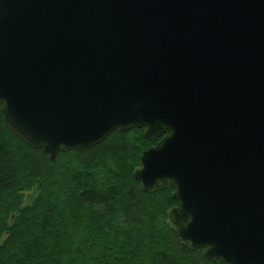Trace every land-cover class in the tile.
I'll return each instance as SVG.
<instances>
[{
    "label": "water",
    "instance_id": "water-1",
    "mask_svg": "<svg viewBox=\"0 0 264 264\" xmlns=\"http://www.w3.org/2000/svg\"><path fill=\"white\" fill-rule=\"evenodd\" d=\"M0 105L52 162L164 135L134 178L182 246L264 264V0H0Z\"/></svg>",
    "mask_w": 264,
    "mask_h": 264
},
{
    "label": "trees",
    "instance_id": "trees-1",
    "mask_svg": "<svg viewBox=\"0 0 264 264\" xmlns=\"http://www.w3.org/2000/svg\"><path fill=\"white\" fill-rule=\"evenodd\" d=\"M1 108L0 264H224L188 250L169 228L174 187L146 193L134 178L164 135L116 130L52 162L6 127Z\"/></svg>",
    "mask_w": 264,
    "mask_h": 264
},
{
    "label": "rangeland",
    "instance_id": "rangeland-1",
    "mask_svg": "<svg viewBox=\"0 0 264 264\" xmlns=\"http://www.w3.org/2000/svg\"><path fill=\"white\" fill-rule=\"evenodd\" d=\"M32 196H33V193H31V192L25 193V201H28L29 198H31Z\"/></svg>",
    "mask_w": 264,
    "mask_h": 264
}]
</instances>
